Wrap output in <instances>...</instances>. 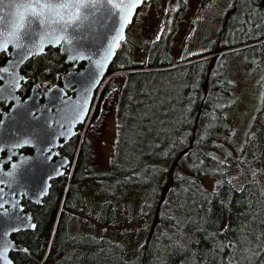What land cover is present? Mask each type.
Wrapping results in <instances>:
<instances>
[{
  "label": "trees",
  "instance_id": "1",
  "mask_svg": "<svg viewBox=\"0 0 264 264\" xmlns=\"http://www.w3.org/2000/svg\"><path fill=\"white\" fill-rule=\"evenodd\" d=\"M173 1L166 14L173 12L174 18ZM235 7H245L253 18L251 33L242 40L233 27L226 35L220 31L212 47L176 58L166 52L165 26L144 62L124 57L125 40L120 44L97 92L102 100L115 80L122 82L110 171L94 175L82 144L72 171L52 181L42 204L22 201L36 227L13 235L26 248L11 254L14 264H264V176L236 163L218 143L237 91L225 68H215L213 61L264 53V0H235ZM263 57L247 59L262 76ZM6 59L1 53L0 64ZM70 68L58 48H47L23 65L20 95L35 84L60 83ZM260 85L264 88L263 80ZM152 110L158 115L154 119ZM122 184L150 190L146 207L154 217L131 261L121 244L82 229L81 218L93 202L100 221L110 223L111 198Z\"/></svg>",
  "mask_w": 264,
  "mask_h": 264
},
{
  "label": "water",
  "instance_id": "2",
  "mask_svg": "<svg viewBox=\"0 0 264 264\" xmlns=\"http://www.w3.org/2000/svg\"><path fill=\"white\" fill-rule=\"evenodd\" d=\"M149 1L140 0L133 7L132 0H113L111 6L86 9L84 11L90 13L89 20L78 29L62 30L58 17L51 16L46 24L32 18L26 30L17 31L14 25L21 22L20 15L25 16V21L30 18L21 5L34 4L35 0H0V54L7 57L0 64V103L9 105L7 111L0 112V248L8 249L0 264H14L11 254L26 251L14 241L13 235L36 227L22 201L29 199L42 203L51 180L64 172L59 167L66 162H51L46 151L41 149L45 146L48 130L53 128L54 140L67 139L73 134L76 123L85 121L116 51L126 38L128 27L136 12ZM121 15L127 18V23H123ZM21 32L24 35H20ZM82 36L88 39L81 41L79 37ZM121 36L122 40L119 39ZM47 48H58L65 63L83 66L79 70L66 71L62 86L49 88L45 84H35L29 96L22 100L19 91L26 78L21 68ZM71 87L75 95L65 98L64 89ZM43 96L44 101L40 102ZM69 122L70 127L62 129ZM233 132L234 127L226 130L227 135ZM22 147L33 148V155L20 154ZM13 157L16 160L5 168ZM51 164L55 165L51 168Z\"/></svg>",
  "mask_w": 264,
  "mask_h": 264
},
{
  "label": "rangeland",
  "instance_id": "3",
  "mask_svg": "<svg viewBox=\"0 0 264 264\" xmlns=\"http://www.w3.org/2000/svg\"><path fill=\"white\" fill-rule=\"evenodd\" d=\"M169 7L170 0H150L136 12L121 46V54L124 57L130 56L135 62H144L146 56L155 50L157 36H160L165 26L166 52L176 58L212 47V42L220 31L226 35L229 29L231 31L233 27L239 28L241 36L233 37L238 40L248 37L251 33L252 15H247L243 7H235V0H174L171 6V10L177 12L174 18L173 12L166 14ZM240 20L242 24L239 23ZM250 55V58L247 55H229L223 61H213L215 68H225L237 91L236 106L227 115L228 123L218 143L224 152L230 153L236 163L243 162L254 169H260L261 175L264 176V139L259 141V137H264V88L260 85L262 80L264 85V76L261 72H256V67L247 61L248 58L257 60L263 57L264 53ZM177 73L180 75L182 71ZM115 81V88L109 95L108 102L107 139L100 146L97 160L92 163L94 175L105 174L107 169L110 171V162L114 156L115 106L122 84L121 81ZM153 111L149 113L154 119L158 115ZM231 126L234 127V132L227 135L226 130ZM151 191H155L154 188ZM149 195L150 190L145 186L122 184L116 195L111 198L114 216L110 223L104 224L100 221V208L93 202L86 208L89 214L81 218L83 231L93 236L107 237L121 244L126 260H133L146 241L154 220L152 213H147V209H150L146 207Z\"/></svg>",
  "mask_w": 264,
  "mask_h": 264
},
{
  "label": "flooded vegetation",
  "instance_id": "4",
  "mask_svg": "<svg viewBox=\"0 0 264 264\" xmlns=\"http://www.w3.org/2000/svg\"><path fill=\"white\" fill-rule=\"evenodd\" d=\"M242 1H244V0H242ZM243 9H245V7H243ZM64 61H65V57H64ZM68 64H72V66H73V68H70L68 70H79L83 66V64H81V63H79V64L68 63ZM62 79H63V77H62ZM32 86H34V85H32ZM38 86H41V85H38ZM58 86H62V80L60 83L53 85V86H48V87L53 88V87H58ZM31 88L32 87H30V89L28 90L27 94L24 97L21 96L22 100H24L25 98H27L29 96ZM64 91H65V96H64L65 98L72 97L75 95V92L73 91V87H71L69 89H64ZM43 101H44V96L41 97V99H40V102H43ZM108 102H109V96L102 99V100L99 98V96H97L94 104H92V106L89 110V113H88L85 121L77 122L76 125L72 128L73 134L70 137H68L67 139H65V137H60L57 140H54V138H53L54 135L52 133L53 128L48 130L49 133L45 137V146L42 147L41 149L46 151L45 155L50 157L49 159L51 162H56L58 160H62V161L66 162L65 164H63L59 167V169L64 170L63 174L60 175L59 177L65 176L67 174L68 170L72 171V169L75 165L77 155L79 153V150H80V147L82 144L88 147V156H89V160H90V163H88V166H90L89 170H91L92 163L95 160H97V158L100 154V146L103 143H105L106 139H107V117H108V110H109ZM8 108H9V105H7L5 102L0 103V112L3 110L7 111ZM70 123L71 122L68 123L69 125H63L62 129H66L67 127H70ZM52 125H54V123H52ZM76 142L78 144H77L76 150L74 152V156L71 157L70 153L72 151V148H75ZM55 144H57V145L55 146ZM19 153L23 154L24 156H30V155H33L34 149L31 147H22L19 150ZM15 160H16V158L13 157L7 164H5V168H8L10 163L15 161ZM54 165L55 164H51L50 167L52 168ZM86 171H88V170L86 169ZM59 177H57V178H59ZM53 180L54 179L51 180V183ZM26 201L30 202L31 204H36V205L42 204V203H40V204L35 203L29 199ZM42 202H43V199H42ZM26 212H28V211H26ZM21 232H23V231H21ZM15 234H17V233H15Z\"/></svg>",
  "mask_w": 264,
  "mask_h": 264
},
{
  "label": "snow or ice",
  "instance_id": "5",
  "mask_svg": "<svg viewBox=\"0 0 264 264\" xmlns=\"http://www.w3.org/2000/svg\"><path fill=\"white\" fill-rule=\"evenodd\" d=\"M140 0H132V6L138 4ZM113 0H35L33 3L23 4L21 7L25 9L26 12L30 14V18L25 21V16L20 15V23L14 25L15 29L19 31L20 29H27L31 24L32 18L40 20L41 24H46L49 22L51 16L58 17V22L61 25L62 30L68 28H80L82 25L89 20L90 13L85 12L86 9L98 10L101 6L108 5L111 6ZM120 15V13H117ZM121 20L123 23H127V18L121 15ZM123 25H121L122 27ZM13 35H16L13 32ZM20 35H24L23 32ZM81 41L87 40L88 37H79ZM123 39V37H119ZM160 39V36H157ZM24 46V45H21ZM67 50V49H66ZM2 207V205H0ZM8 251L7 247L0 248V260H3Z\"/></svg>",
  "mask_w": 264,
  "mask_h": 264
}]
</instances>
